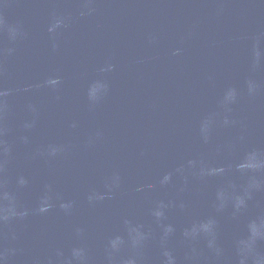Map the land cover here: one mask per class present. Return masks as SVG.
Returning a JSON list of instances; mask_svg holds the SVG:
<instances>
[{"label": "water", "instance_id": "1", "mask_svg": "<svg viewBox=\"0 0 264 264\" xmlns=\"http://www.w3.org/2000/svg\"><path fill=\"white\" fill-rule=\"evenodd\" d=\"M0 264H264V0H0Z\"/></svg>", "mask_w": 264, "mask_h": 264}]
</instances>
